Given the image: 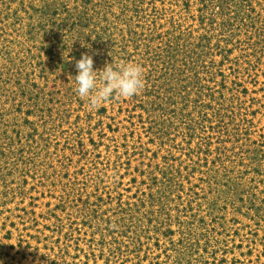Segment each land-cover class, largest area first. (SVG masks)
Returning a JSON list of instances; mask_svg holds the SVG:
<instances>
[{"label":"rangeland","instance_id":"obj_1","mask_svg":"<svg viewBox=\"0 0 264 264\" xmlns=\"http://www.w3.org/2000/svg\"><path fill=\"white\" fill-rule=\"evenodd\" d=\"M0 264H264V0H0Z\"/></svg>","mask_w":264,"mask_h":264},{"label":"clouds","instance_id":"obj_2","mask_svg":"<svg viewBox=\"0 0 264 264\" xmlns=\"http://www.w3.org/2000/svg\"><path fill=\"white\" fill-rule=\"evenodd\" d=\"M93 64L90 55L82 54L76 61L77 74L73 77L77 95L87 99L91 107L108 101L114 95L131 98L144 86V71L137 63L128 62L115 67L111 63L102 70H94Z\"/></svg>","mask_w":264,"mask_h":264}]
</instances>
